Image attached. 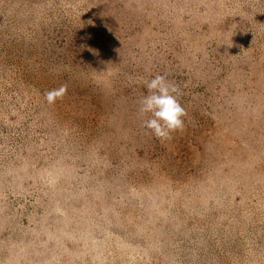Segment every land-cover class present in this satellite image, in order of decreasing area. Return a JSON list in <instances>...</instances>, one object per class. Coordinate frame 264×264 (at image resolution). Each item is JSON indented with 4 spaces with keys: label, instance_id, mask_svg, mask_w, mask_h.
Here are the masks:
<instances>
[{
    "label": "rangeland",
    "instance_id": "1",
    "mask_svg": "<svg viewBox=\"0 0 264 264\" xmlns=\"http://www.w3.org/2000/svg\"><path fill=\"white\" fill-rule=\"evenodd\" d=\"M0 264H264V0H0Z\"/></svg>",
    "mask_w": 264,
    "mask_h": 264
},
{
    "label": "clouds",
    "instance_id": "2",
    "mask_svg": "<svg viewBox=\"0 0 264 264\" xmlns=\"http://www.w3.org/2000/svg\"><path fill=\"white\" fill-rule=\"evenodd\" d=\"M147 90L138 102V113L142 126L159 139H166L173 131L180 130L184 125L185 109L180 103L179 89L170 83L165 75H155L144 81ZM67 92V85L51 89L44 93L48 104H54Z\"/></svg>",
    "mask_w": 264,
    "mask_h": 264
}]
</instances>
